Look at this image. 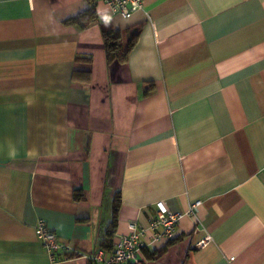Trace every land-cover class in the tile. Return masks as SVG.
Instances as JSON below:
<instances>
[{"label": "crops", "instance_id": "obj_1", "mask_svg": "<svg viewBox=\"0 0 264 264\" xmlns=\"http://www.w3.org/2000/svg\"><path fill=\"white\" fill-rule=\"evenodd\" d=\"M141 3L0 0V264H53L38 220L92 264L159 204L183 216L146 264H264V0ZM101 27L136 33L123 61Z\"/></svg>", "mask_w": 264, "mask_h": 264}, {"label": "built area", "instance_id": "obj_2", "mask_svg": "<svg viewBox=\"0 0 264 264\" xmlns=\"http://www.w3.org/2000/svg\"><path fill=\"white\" fill-rule=\"evenodd\" d=\"M112 13H119L128 18L133 13L143 10L141 0H99ZM200 202L191 204L188 214L195 212ZM181 212H172L162 204L158 205L156 216L150 221L148 227L140 228L130 225L128 234L117 236L113 250L107 253L97 250L90 255L83 256L92 264H146L142 250L154 249L156 244L162 241L173 240L176 227L182 218ZM35 235L43 249L49 256L51 263L63 260L65 254L71 251V247L61 243L57 236L49 230L43 220H38L35 227ZM209 236L197 244L201 247L208 242Z\"/></svg>", "mask_w": 264, "mask_h": 264}, {"label": "trees", "instance_id": "obj_3", "mask_svg": "<svg viewBox=\"0 0 264 264\" xmlns=\"http://www.w3.org/2000/svg\"><path fill=\"white\" fill-rule=\"evenodd\" d=\"M95 19L93 9L79 14L77 17L72 18L69 22L77 24L79 28L85 27L86 23H90ZM85 21V22H84ZM101 33L105 44L106 57L108 61H123L127 53L133 47L136 41V33L133 32L128 38L126 43L122 42L121 36L117 32H112L105 27H101ZM119 206L118 198H115L113 207V224L116 222V212Z\"/></svg>", "mask_w": 264, "mask_h": 264}]
</instances>
